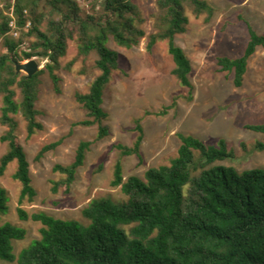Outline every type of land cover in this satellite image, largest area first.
Wrapping results in <instances>:
<instances>
[{"label":"trees","instance_id":"obj_1","mask_svg":"<svg viewBox=\"0 0 264 264\" xmlns=\"http://www.w3.org/2000/svg\"><path fill=\"white\" fill-rule=\"evenodd\" d=\"M43 1L5 0L0 9V39L6 49L0 55V122L8 127L2 139L9 142V150L0 160V175L17 162L14 178L22 185L20 205L26 199L33 201L38 192L28 154L19 142L15 115L21 112L26 119L28 137L44 128L37 107L41 76L48 73L55 90L61 92V59L67 55L69 40L78 34L79 54L95 52L100 71L88 92L76 93L89 117L78 124L97 123L98 138L102 139L109 135V127L103 123L108 117L103 106L105 90L120 64V53L109 46L110 38L131 48L146 36L141 26L145 19L131 0H86L92 9L89 13L84 12L79 0H46L47 5ZM187 2L197 16L214 14L206 0H158V31L150 34L148 48L159 40H168L176 64L173 74L192 92V62L175 42L176 35L188 29ZM45 22L46 30L42 29ZM249 29L250 40L243 55L218 58L222 70L234 72L237 86L243 85L250 57L264 47V34L251 26ZM29 37L36 39L30 40V50H24L22 57L48 59L45 68L32 77L18 73L15 67L22 59L19 49ZM16 87L20 100L16 99ZM247 127L264 133V123ZM136 128L140 134L134 146L118 147L126 155L141 158L144 130L139 123ZM179 137L182 143L178 156L169 165L149 168L144 177L131 175L125 179L123 166L117 162L112 185L121 186L128 198L122 202L109 197L93 199L82 211L88 223L45 211L30 215L20 206L22 220L32 218L42 223L41 237L16 255L13 242L25 239L27 229L11 222L0 225V259L17 260L19 264H264V168L240 171L220 163L235 157L223 138L215 145L193 135L179 133ZM62 142L63 138L43 146L37 159ZM92 143L81 141L73 162L56 165L55 170L65 177L54 183V191L61 185L70 188ZM256 148L264 152V140L258 141ZM9 202L8 189L0 185V216L9 211Z\"/></svg>","mask_w":264,"mask_h":264},{"label":"rangeland","instance_id":"obj_2","mask_svg":"<svg viewBox=\"0 0 264 264\" xmlns=\"http://www.w3.org/2000/svg\"><path fill=\"white\" fill-rule=\"evenodd\" d=\"M139 6L145 19L141 25L146 31L138 45L131 48L120 46L110 38L109 46L120 53L119 68L113 72L112 80L105 90L104 109L108 117L103 121L109 127V135L99 139L98 124H78L89 119L85 109L76 99V93H86L100 71L96 68L97 54H79L78 34L69 40L67 55L61 59L58 70L61 92L58 93L48 73L41 76V93L37 104L40 110L38 120L44 128L28 137L27 121L18 113L17 131L19 142L24 146L31 162L33 185L37 196L33 201L26 199L20 205L21 183L14 178L17 162H12L6 172L0 175V185L8 189L10 208L0 216V225L7 222L27 229V236L15 240L14 252L41 237V222L32 218L22 220L18 208L23 207L30 215L45 211L58 218L89 220L83 209L95 198L109 197L117 202L127 200L121 186H113L115 166L121 162L125 179L131 175L144 177L151 167L169 165L178 156L181 146L179 133L193 135L206 144L217 145L223 138L235 157L221 161L243 171L249 168H264V152L256 148L264 140V133L247 127L249 124L264 123V47H259L250 57L248 70L242 86L235 84L234 72L224 71L218 62L220 56L237 58L243 55L250 40L251 26L257 33L264 34V0H206L214 8V14L197 16L190 3H186V14L190 19L187 31L176 35L175 42L182 47L192 62L189 75L193 84L183 85L173 74L176 67L169 52V41L159 40L152 49L148 48L150 34L158 31L156 14L158 0H131ZM85 13L92 11L86 0H79ZM5 0H0V9ZM47 5L46 0L43 5ZM47 22L42 29H47ZM29 37L19 49L29 51ZM6 52L0 39V55ZM35 59L40 70L48 59ZM39 70V71H40ZM25 73L26 72H21ZM17 100L21 99L16 87ZM3 96L0 94V117ZM144 137L140 158L136 154L126 155L118 145L133 147L140 132ZM8 127L0 122V160L9 150V142L2 138ZM63 138L54 150L47 152L40 160L37 155L46 144ZM92 141L85 163L79 168L76 180L67 189L61 185L54 191V183L65 176L55 170L57 164L73 162L81 141ZM198 154V151H197ZM0 264H19L16 261L0 259Z\"/></svg>","mask_w":264,"mask_h":264},{"label":"water","instance_id":"obj_3","mask_svg":"<svg viewBox=\"0 0 264 264\" xmlns=\"http://www.w3.org/2000/svg\"><path fill=\"white\" fill-rule=\"evenodd\" d=\"M16 71L26 72L29 77H32L35 73L40 70V65L35 59H31L27 62H16L15 63Z\"/></svg>","mask_w":264,"mask_h":264},{"label":"built area","instance_id":"obj_4","mask_svg":"<svg viewBox=\"0 0 264 264\" xmlns=\"http://www.w3.org/2000/svg\"><path fill=\"white\" fill-rule=\"evenodd\" d=\"M15 22H16L15 20H14V21H12V25H13V26H15V25H16V24H15ZM30 25H31V22H29L28 26H30ZM16 34H18V32H16Z\"/></svg>","mask_w":264,"mask_h":264}]
</instances>
